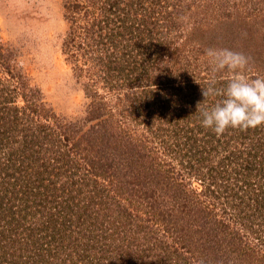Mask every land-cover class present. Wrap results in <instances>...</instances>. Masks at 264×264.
<instances>
[{"label": "rangeland", "instance_id": "1", "mask_svg": "<svg viewBox=\"0 0 264 264\" xmlns=\"http://www.w3.org/2000/svg\"><path fill=\"white\" fill-rule=\"evenodd\" d=\"M0 264H264V0H0Z\"/></svg>", "mask_w": 264, "mask_h": 264}, {"label": "trees", "instance_id": "2", "mask_svg": "<svg viewBox=\"0 0 264 264\" xmlns=\"http://www.w3.org/2000/svg\"><path fill=\"white\" fill-rule=\"evenodd\" d=\"M90 31H88V33H89Z\"/></svg>", "mask_w": 264, "mask_h": 264}]
</instances>
